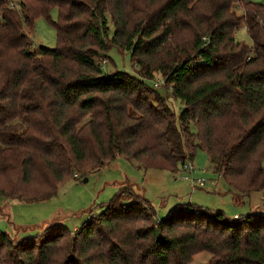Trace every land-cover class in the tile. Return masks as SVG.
<instances>
[{
  "label": "trees",
  "instance_id": "trees-1",
  "mask_svg": "<svg viewBox=\"0 0 264 264\" xmlns=\"http://www.w3.org/2000/svg\"><path fill=\"white\" fill-rule=\"evenodd\" d=\"M40 18L56 30L53 50L31 49L25 31ZM243 26L252 48L236 41ZM115 47L137 76L104 72ZM199 151L236 202L264 195V4L0 0V201H48L91 161L96 172L125 159L186 175ZM129 189L75 234L62 224L22 239L0 230V264H191L202 252L212 264H264V214L180 203L159 219Z\"/></svg>",
  "mask_w": 264,
  "mask_h": 264
},
{
  "label": "rangeland",
  "instance_id": "rangeland-1",
  "mask_svg": "<svg viewBox=\"0 0 264 264\" xmlns=\"http://www.w3.org/2000/svg\"><path fill=\"white\" fill-rule=\"evenodd\" d=\"M264 4V0H245ZM244 7L238 5L237 14L242 16ZM58 11L52 12V20L56 22ZM31 41L32 51L39 52L40 47L55 49L58 45L54 27L47 20L36 21L35 30H26ZM236 41L246 43L252 48V40L245 26L236 34ZM106 60V58L102 59ZM104 67L106 74L124 72L137 76L140 68L131 58L130 52L112 49ZM155 80L164 84L165 79L155 74ZM161 84V85H162ZM160 89V88H159ZM173 108H180L179 101L170 99ZM195 169V178L208 181V186L193 191L192 185L182 180V172L173 175L170 172L155 169H140L137 164L118 159L109 167L97 171L94 161L81 171L79 179L63 184L56 197L40 203H25L22 201H0V230L8 232L18 239L37 235L42 229L56 224L64 225L69 233L75 234L92 216H98L123 185L130 189L136 187L156 209L159 219L167 216L169 211L180 203H192L198 207L213 211H223L233 218V215L247 216L250 213L264 214V195L255 193L250 199L236 202L237 196L229 185L220 178L214 170L208 155L199 151L194 162L189 163ZM127 180V181H126ZM126 181V182H125ZM125 182L124 184H122ZM2 183H0L1 185ZM121 184V185H120ZM129 189V190H130ZM245 202V204H244ZM26 230L23 231L22 229ZM213 255L202 252L195 255L191 264H212Z\"/></svg>",
  "mask_w": 264,
  "mask_h": 264
},
{
  "label": "built area",
  "instance_id": "built-area-1",
  "mask_svg": "<svg viewBox=\"0 0 264 264\" xmlns=\"http://www.w3.org/2000/svg\"><path fill=\"white\" fill-rule=\"evenodd\" d=\"M107 65V60H103L102 62V66L103 69L104 67ZM155 88L159 89L161 87V83L157 82L155 83ZM195 173V169L190 166V165H186L185 166V174L186 175H182V180L189 182L192 185V188L195 190V188L199 187V188H205L207 185V180L205 179H201V178H195L194 174Z\"/></svg>",
  "mask_w": 264,
  "mask_h": 264
},
{
  "label": "water",
  "instance_id": "water-1",
  "mask_svg": "<svg viewBox=\"0 0 264 264\" xmlns=\"http://www.w3.org/2000/svg\"><path fill=\"white\" fill-rule=\"evenodd\" d=\"M102 78L104 79V78H106V76H103Z\"/></svg>",
  "mask_w": 264,
  "mask_h": 264
},
{
  "label": "clouds",
  "instance_id": "clouds-1",
  "mask_svg": "<svg viewBox=\"0 0 264 264\" xmlns=\"http://www.w3.org/2000/svg\"><path fill=\"white\" fill-rule=\"evenodd\" d=\"M107 60V59H106ZM107 63H108V61H107Z\"/></svg>",
  "mask_w": 264,
  "mask_h": 264
},
{
  "label": "crops",
  "instance_id": "crops-1",
  "mask_svg": "<svg viewBox=\"0 0 264 264\" xmlns=\"http://www.w3.org/2000/svg\"><path fill=\"white\" fill-rule=\"evenodd\" d=\"M236 215V214H235Z\"/></svg>",
  "mask_w": 264,
  "mask_h": 264
}]
</instances>
